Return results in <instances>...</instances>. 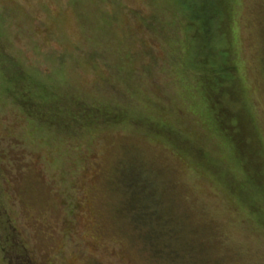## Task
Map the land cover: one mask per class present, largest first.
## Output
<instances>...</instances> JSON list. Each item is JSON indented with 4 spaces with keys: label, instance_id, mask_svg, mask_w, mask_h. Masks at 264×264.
I'll return each mask as SVG.
<instances>
[{
    "label": "rangeland",
    "instance_id": "1",
    "mask_svg": "<svg viewBox=\"0 0 264 264\" xmlns=\"http://www.w3.org/2000/svg\"><path fill=\"white\" fill-rule=\"evenodd\" d=\"M203 59L264 160V0H0V264H264ZM36 83L46 124L10 93Z\"/></svg>",
    "mask_w": 264,
    "mask_h": 264
},
{
    "label": "trees",
    "instance_id": "2",
    "mask_svg": "<svg viewBox=\"0 0 264 264\" xmlns=\"http://www.w3.org/2000/svg\"><path fill=\"white\" fill-rule=\"evenodd\" d=\"M199 63H201V71H199V67H197L196 70L198 71L197 73H195V75L192 72L189 73L197 76L196 79L203 88V98L211 109L213 120L217 126V129L221 131L223 136L235 150V155L238 160L242 161L245 172L247 173L248 170L252 169L253 175L250 178L252 180H258L259 177L257 176H260L262 170H264V160L261 156H259L257 150L258 147L261 149L260 143L256 144L257 142L252 140L254 139V134L252 133L253 128L251 126L250 116L244 107H239L235 111L232 110L229 105H226V102L223 101L219 96L223 92L228 91V89L229 91H231V87L226 84L229 82V79L232 75L230 66L222 65L221 68L216 69L210 66L208 62L205 61V59L197 60L196 64L198 65ZM231 68L235 69L238 76L239 74L236 65ZM34 86L35 90H33V93L31 91L32 94H29L31 95V101L25 100L26 98L24 94L26 93L24 91L20 92L17 86L16 89H13L14 94L12 90L10 91V93L13 95L14 99L20 102L19 104L30 115L34 114V116H38L37 118L40 119V124H46L47 116H43L44 114L39 113V111L41 107V110H43L51 107L52 105H55L56 99H53L52 97L54 94L52 90L48 92L44 89H40V92L39 90H37V83ZM44 92L47 93V96H44ZM231 96L233 98L235 97L233 96V94H231ZM52 112L53 110L51 111V113ZM55 113L56 112H54L53 114ZM14 242L16 244L18 243L17 241ZM23 247L25 248V246ZM28 258L32 260L30 256Z\"/></svg>",
    "mask_w": 264,
    "mask_h": 264
}]
</instances>
